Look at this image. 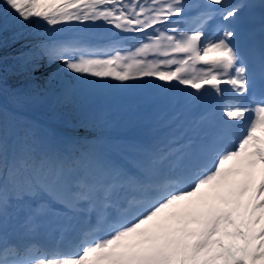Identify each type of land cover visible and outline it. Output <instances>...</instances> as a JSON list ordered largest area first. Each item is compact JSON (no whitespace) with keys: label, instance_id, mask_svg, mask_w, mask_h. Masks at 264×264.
<instances>
[{"label":"snow or ice","instance_id":"6c2138e0","mask_svg":"<svg viewBox=\"0 0 264 264\" xmlns=\"http://www.w3.org/2000/svg\"><path fill=\"white\" fill-rule=\"evenodd\" d=\"M53 65L85 93L161 82L209 107L182 151L107 110L64 144L24 114ZM0 264H264V0H2Z\"/></svg>","mask_w":264,"mask_h":264},{"label":"rangeland","instance_id":"374dc122","mask_svg":"<svg viewBox=\"0 0 264 264\" xmlns=\"http://www.w3.org/2000/svg\"><path fill=\"white\" fill-rule=\"evenodd\" d=\"M101 89L91 91L92 96L97 97L98 102H101L103 104L100 109L102 108L103 110L107 109L112 112H117L121 114V116H123L125 119V123L121 127H119L115 133L120 137H123L122 135L127 133V129L130 130L132 128H148L152 130L158 127L157 125H160L162 127H158V129L168 130L171 126L170 124H173V122H170L166 125H163V116L160 117L155 113L149 112V106L151 102H159L161 101V97H152L149 100H140L135 98L139 89H143L147 91L149 95H153L152 93L156 92L157 88L154 89L153 86L150 85V83L141 86H134L128 89L115 86L111 91L107 92ZM46 91L52 98V100L57 104V108H61L71 94V83L69 78L62 77L53 80V83L49 88H47ZM167 96L170 100H172L173 98L181 97V94L174 90H170L167 91ZM95 108L96 110H100L97 106ZM164 115H167V112H165ZM33 119L37 121L39 120L37 117H33ZM64 123L65 125L63 127L65 129L67 127L75 129L74 132L76 137L72 140V143L77 142V140L82 136H85L83 138L86 139V142H91V140L93 139L92 137L96 134L95 132L91 133L90 131L86 130L83 125L78 122V119L68 114V112L65 113ZM45 126L48 128H52L48 124H45ZM167 134H170V132H168ZM80 142L83 143L82 141Z\"/></svg>","mask_w":264,"mask_h":264},{"label":"trees","instance_id":"16d2710c","mask_svg":"<svg viewBox=\"0 0 264 264\" xmlns=\"http://www.w3.org/2000/svg\"><path fill=\"white\" fill-rule=\"evenodd\" d=\"M0 3H2V0H0ZM19 48H20L19 43L11 45V47L5 49V55L10 56L12 54H15V52ZM57 67H60V65H53V67L50 69L42 70L34 74L36 78L35 80L29 83L28 87H30L31 89L35 90L38 94H40L43 98V102L42 104L37 105L33 108L26 109L25 112L35 114L43 119H50L59 122L64 121L63 118L65 117V113L68 112V114L72 115L76 119L81 120V122L83 121L87 122L86 124H83V127L86 130L90 131L91 133L95 132V129L92 126V117L100 110H96L95 108L96 106L98 107L97 104H94L96 100L92 98L89 94L87 93L85 94V92L83 91V82L72 77V83H73L72 93L70 97L64 102V105L61 108L56 107L54 101L47 93L46 91L47 88H49L53 83V80H55L54 78L50 77L48 73L54 72ZM8 71H9L10 85L22 86L24 84L22 77L12 75L11 60H9ZM113 84L115 83L113 82ZM96 88H105L106 90L110 89V87H96ZM28 117L32 120H35L30 116ZM38 124L40 125V132L42 135H47L52 137L49 128H47L40 122H38ZM81 141L83 143H88L85 141L84 138H82Z\"/></svg>","mask_w":264,"mask_h":264},{"label":"bare ground","instance_id":"6f19581e","mask_svg":"<svg viewBox=\"0 0 264 264\" xmlns=\"http://www.w3.org/2000/svg\"><path fill=\"white\" fill-rule=\"evenodd\" d=\"M159 83H161V82H153L152 84H154L155 86H158L159 85ZM163 90H165L166 88H162ZM153 105V104H152ZM182 111V110H181ZM168 121V120H167ZM159 132H161V131H159Z\"/></svg>","mask_w":264,"mask_h":264}]
</instances>
